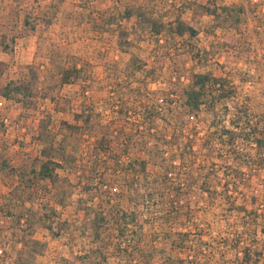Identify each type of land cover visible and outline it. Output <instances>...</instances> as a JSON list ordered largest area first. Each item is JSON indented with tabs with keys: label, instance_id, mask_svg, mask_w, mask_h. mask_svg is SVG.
Returning <instances> with one entry per match:
<instances>
[{
	"label": "rangeland",
	"instance_id": "rangeland-1",
	"mask_svg": "<svg viewBox=\"0 0 264 264\" xmlns=\"http://www.w3.org/2000/svg\"><path fill=\"white\" fill-rule=\"evenodd\" d=\"M202 1L0 0V264H244L233 251L237 234L251 260L264 264V235L241 233L225 198L239 181L235 170L255 173L248 179L255 195L264 179V144L258 150L237 138L225 145L243 104L264 134V0H210L215 12L200 16L189 44L159 47L139 16L148 11L168 24L182 10L190 19ZM187 47L207 58L191 60ZM72 63L82 67L79 77L59 84V67ZM193 71L223 77L234 90L224 118L212 119L204 107L175 130L114 112L120 100L127 108L165 107V94L179 93ZM173 132L186 152L166 150L179 168L164 181L148 147ZM102 135L113 140L105 151L94 142ZM46 154L61 165L49 164L53 176L42 179ZM173 189L189 194L160 204ZM147 191H155L151 205ZM225 240L230 246L220 248Z\"/></svg>",
	"mask_w": 264,
	"mask_h": 264
},
{
	"label": "trees",
	"instance_id": "trees-1",
	"mask_svg": "<svg viewBox=\"0 0 264 264\" xmlns=\"http://www.w3.org/2000/svg\"><path fill=\"white\" fill-rule=\"evenodd\" d=\"M113 3L114 2L112 1V4ZM212 3L213 1L210 0H206L204 1V3L203 1L198 3L196 7L192 8L190 19L185 18L183 16L182 10H180L177 15H175L173 20L168 24L162 21L161 18L153 17L152 13L148 11L140 13L139 16H142V22L144 23L145 28H148V31L145 32L146 38L147 36L150 39L153 38V40L158 44L159 47H162L163 43L165 44L169 40H172L174 43L176 40L180 42L181 40L186 41L188 39L186 44H189V40L193 41V38L199 32L197 22L200 20V16H202L203 14L210 15L212 14V12H215L216 7ZM128 9L130 11L126 10L125 14L128 15L127 17H130V15L132 14V8L128 7ZM180 9L182 8L180 7ZM109 11L111 14V12L113 11L112 8H110ZM114 19L115 17L113 15H108L107 23L113 22ZM194 47H187L188 49L186 51L191 60L202 61L203 59L207 58L205 51L200 52L199 49L194 50ZM81 68L82 67H77L76 63H72L70 66L65 68L59 67V70L57 71V82L62 85L70 84L79 77L78 73L79 71H81ZM19 88L21 89V87ZM231 88L232 87L229 88L228 83L223 77L211 75L208 72L193 71L190 74L187 84L179 91V93L174 94V96L169 95L168 93L165 94L166 97L162 98V102L165 107H159V105L147 103L143 105L142 108H127L125 107L127 101L120 100L122 106L114 112L121 116L127 115L129 112H134V114L140 115L142 117L145 125L149 126L153 124L156 119H159L162 120L165 125L169 124L170 126H172V128L177 126L175 125V123L181 122L184 116H190L194 112L204 107H206L208 109V112L211 113L212 119H220V117L222 116L224 118V116H226L230 110V108L227 106L228 100L231 98H235L234 90H232ZM4 89L5 91L3 92V95L10 96L7 95L8 89L6 87H4ZM248 114L249 113L247 111V106L244 104L242 106H238L237 110L232 113V119L230 120V123L233 127H236L238 131H231L229 127L225 129V133L227 135V139L225 142L226 146H229L231 148L234 144V141L237 140V138H240L242 141H245L247 143L253 142L257 146V149L260 150V148L264 144V134L263 131L257 129V125L251 126V124L249 123L250 118ZM68 127L72 126L69 125ZM177 127H175L174 129L177 130ZM175 136H177L175 132H173L169 137L163 134L160 139L155 141V145L153 147H148V154L150 155V153L153 152L152 155L156 156L159 159V171L157 174L159 175L158 177H161L162 179H164V181H166L165 179L168 180L169 176L174 173V170L179 168V165H176L175 161L172 160L173 158L166 157V150L171 151L172 156H177L178 154L184 156V153L186 152L185 147L179 148V144L177 145L178 141L176 140ZM94 142L98 145L100 144V147L98 146V150L105 151L108 150V148L111 146L113 140L106 137V135H102L100 138L98 137V139H96V141ZM190 148L191 145L188 146V149ZM190 152L193 153L192 150H190ZM257 153L260 154L259 151H257ZM45 156V158L49 156V159L42 160L39 158V172L42 179H47L50 176H53L49 173V164L52 165V170L61 165V163L54 160L50 154H46ZM236 158H238V161L240 162H244L245 160L244 155ZM251 160L253 161L254 159ZM252 161L249 168H252L255 164ZM193 166V164H190V167ZM141 168L142 170L145 169V165L143 164V162L141 164ZM233 172L237 175L239 181L237 183H233L234 192L229 191L227 192L229 193L227 197L225 196L226 202L230 207L229 210L234 211V213L236 212L239 215L241 220L240 226L243 227L241 233L245 232L249 233V235L251 236H255L259 230V232L264 235V179L259 183L261 193L255 195L252 193V191H250L252 190V184L248 180L251 179V175L255 176V173L250 172L246 174L243 171L239 170H235ZM257 176H261V174L258 173ZM248 188H250L249 191ZM171 191L172 192L165 193L162 197H160V204L163 205V203L167 201L169 205H172L175 202H178V199L181 198L180 196L184 198L187 194H189V192L185 193L181 189H173ZM154 193L155 191H147L145 193L144 200H146L147 204L151 205V202L154 201ZM232 193H239L240 195H242V201L239 204L235 203V197L232 195ZM95 223L99 222L96 221ZM92 229L93 231H91V237L93 239H96L98 242H101V240H99L101 238L100 232L95 228ZM239 235L240 234L236 235L237 242L232 244L233 251L236 256L235 259H238L239 252H242V260L244 264H250L252 262L253 264H257L258 260H251L252 257L249 254L250 248L248 246H239ZM224 244L227 247L230 246V244L226 243V240L223 243H219L218 245L220 247L224 246ZM209 245V249H212V251L218 248H214L211 244ZM183 249L185 250L186 247L184 246ZM256 254L259 253L256 252ZM236 264H238V260L236 261Z\"/></svg>",
	"mask_w": 264,
	"mask_h": 264
},
{
	"label": "built area",
	"instance_id": "built-area-1",
	"mask_svg": "<svg viewBox=\"0 0 264 264\" xmlns=\"http://www.w3.org/2000/svg\"><path fill=\"white\" fill-rule=\"evenodd\" d=\"M6 120V119H5Z\"/></svg>",
	"mask_w": 264,
	"mask_h": 264
}]
</instances>
